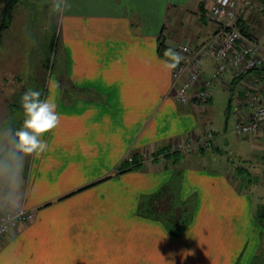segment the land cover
Instances as JSON below:
<instances>
[{
	"label": "crops",
	"instance_id": "crops-1",
	"mask_svg": "<svg viewBox=\"0 0 264 264\" xmlns=\"http://www.w3.org/2000/svg\"><path fill=\"white\" fill-rule=\"evenodd\" d=\"M40 1L54 12V0ZM186 1L68 0V9L47 23L75 68L72 82L93 93L70 103L53 99L61 123L44 136L50 149L23 162L21 204L29 219L0 238V264L264 262V220L255 216L264 206V182L258 179L264 165L257 160L264 153L261 135L237 137L250 144L248 152L238 153L240 164L230 156L227 163L215 157L226 151L217 141L209 150L139 160L145 151L160 154L174 140L200 132L210 120L211 99L207 107L178 103L172 70L161 63L167 58L159 40L167 49L179 38L163 25L175 22L176 7H186ZM213 1H196L204 27L190 38L194 44L214 30L206 14ZM249 3L238 23L264 40V0ZM17 21L15 13L5 33ZM204 62L207 75L212 61ZM226 73L215 84L228 89L229 114L230 96L239 86ZM132 156L137 168H131ZM176 175L179 198L195 199L191 220L178 235L138 209L143 197Z\"/></svg>",
	"mask_w": 264,
	"mask_h": 264
},
{
	"label": "rangeland",
	"instance_id": "rangeland-1",
	"mask_svg": "<svg viewBox=\"0 0 264 264\" xmlns=\"http://www.w3.org/2000/svg\"><path fill=\"white\" fill-rule=\"evenodd\" d=\"M196 1H186L185 3L188 2L186 7H176L175 11L174 7H169L171 13L173 11L176 13L175 22L170 25L167 22L163 26L167 33L176 32L179 37L176 45L171 48L182 43H193V39L190 38L196 30H201L204 27L202 22H198L197 19L201 8L197 7ZM245 1L251 3V0ZM43 4L40 0H19L13 14L14 18L15 13H17L18 21L10 32H4L5 40L3 37L0 46V126L10 125L13 128H19L24 119L20 99L29 88L40 90L42 99L51 96L55 100L59 98V100L68 103L76 99L79 94L88 97L89 94L93 93L92 89L76 86L72 82L77 76L75 68L72 63L70 64L61 42H56L54 31H47V23L50 25L51 21H55L56 13ZM249 4L248 6H250ZM203 6L204 2L201 4V7ZM167 12H169L168 7L165 10V13ZM179 21L183 22L182 26H177ZM213 27L215 28L214 25ZM184 38L186 41H183ZM50 82L52 83L51 87L49 86ZM57 82L59 87L55 86ZM212 85L211 103L207 109L210 120L204 128L214 130L216 133L215 143L217 141L219 145L226 148V151H229L228 154L226 151H222L221 154L214 153L215 157L221 159L223 163H227L228 156L233 158L234 163H243L240 161L241 156L237 155L241 152H248L250 144L244 140H239L234 133V116L232 113L228 114L226 109L229 98L228 89L220 83ZM49 145L50 140L47 149H50ZM206 153L210 152L207 151ZM257 160L263 166V156ZM246 166L249 167L248 163ZM247 172L243 175L244 180H247ZM258 173V179L263 183L264 177L261 172ZM236 177L240 179L237 175ZM251 177H254V174Z\"/></svg>",
	"mask_w": 264,
	"mask_h": 264
},
{
	"label": "built area",
	"instance_id": "built-area-1",
	"mask_svg": "<svg viewBox=\"0 0 264 264\" xmlns=\"http://www.w3.org/2000/svg\"><path fill=\"white\" fill-rule=\"evenodd\" d=\"M245 0H214L207 16L215 28L204 41L178 44L175 49L182 60L172 69L174 99L180 104L192 103L204 107L210 101L211 87L224 80L226 72L239 88L230 96L229 111L233 114V128L237 137L261 135L264 140V40L243 32L238 23V14ZM264 32V28H263ZM211 59L212 67L205 73L204 61ZM216 133L203 128L182 139H176L163 147L167 152H195L213 148ZM264 143V142H263ZM263 162H264V153ZM154 152H145L139 160H151ZM264 165V163H263ZM264 167V166H263ZM29 219V210L21 207V214L12 222H4L0 213V238L15 230Z\"/></svg>",
	"mask_w": 264,
	"mask_h": 264
},
{
	"label": "clouds",
	"instance_id": "clouds-1",
	"mask_svg": "<svg viewBox=\"0 0 264 264\" xmlns=\"http://www.w3.org/2000/svg\"><path fill=\"white\" fill-rule=\"evenodd\" d=\"M68 7V0H54L53 11L62 13ZM164 56L167 59L161 63L168 70L175 69L182 60L181 54L173 48H167ZM49 86H52L51 82ZM55 86L59 87L58 82ZM41 96L40 90H26L20 99L24 114L21 126H0V212L4 213L5 223L21 214L24 160L45 152V134L61 123L62 117L53 98L42 99Z\"/></svg>",
	"mask_w": 264,
	"mask_h": 264
},
{
	"label": "trees",
	"instance_id": "trees-1",
	"mask_svg": "<svg viewBox=\"0 0 264 264\" xmlns=\"http://www.w3.org/2000/svg\"><path fill=\"white\" fill-rule=\"evenodd\" d=\"M18 1L19 0H0V46L2 44L5 30H7L11 25L14 8ZM239 27L243 32L247 33L240 24ZM158 47L159 52L164 53L166 46L164 45L163 40H159ZM164 150L165 149L163 148L161 152ZM177 152L178 151L167 152L165 153L164 157L172 154L174 155ZM154 154L156 153L154 152ZM131 158L132 159L130 163L134 162L131 168H137L139 166V163H137L138 161H136L137 159H135L133 156ZM179 180L180 176L176 175L173 180L168 182L167 185H164V187L159 191L153 193V195L143 197L138 208L139 211L142 209L141 213L145 216H151L153 218L158 217L167 228V231L174 235H178L183 232L182 230H184L189 224L195 200L193 197H189L186 200H181L179 198L177 195ZM255 216L259 221L264 220L263 205H260L257 208ZM253 264H264V262L257 258Z\"/></svg>",
	"mask_w": 264,
	"mask_h": 264
}]
</instances>
